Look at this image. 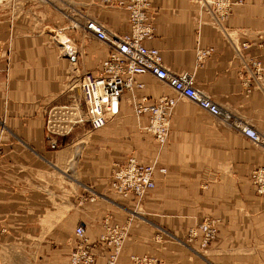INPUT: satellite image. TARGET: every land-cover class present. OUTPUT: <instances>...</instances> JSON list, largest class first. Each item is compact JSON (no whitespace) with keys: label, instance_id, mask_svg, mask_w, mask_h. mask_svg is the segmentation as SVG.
<instances>
[{"label":"crops","instance_id":"1","mask_svg":"<svg viewBox=\"0 0 264 264\" xmlns=\"http://www.w3.org/2000/svg\"><path fill=\"white\" fill-rule=\"evenodd\" d=\"M117 1H0V264H72L76 227L97 239L105 220L129 225L117 264L147 253L162 264H264V192L253 180L264 168V144L152 74L137 76L145 85L137 96L178 99L164 146L146 130L147 117L135 116L131 92L105 128L57 149L47 143L45 110L81 99V77L99 74L110 52L87 22L130 32ZM151 1L154 36L146 45L171 71L194 74L197 89L235 120L264 130V78L251 87L243 79L252 61L264 63V0H241L223 28L198 0ZM199 48L214 50L200 62ZM129 156L159 162L156 186L140 206L111 189L112 167ZM206 217L222 220L220 233L198 252L197 242L183 240Z\"/></svg>","mask_w":264,"mask_h":264},{"label":"built area","instance_id":"2","mask_svg":"<svg viewBox=\"0 0 264 264\" xmlns=\"http://www.w3.org/2000/svg\"><path fill=\"white\" fill-rule=\"evenodd\" d=\"M6 1V0H0ZM201 9L211 16L210 23L223 28L224 22L231 15L234 6L241 0H198ZM128 12L130 32L118 35L95 19L86 24V31L97 40L107 44L109 55L101 62V72L97 75L88 72L81 77V99H74L67 104L53 105L45 110L46 140L52 149L60 147L62 138L70 135L77 127L89 124L92 130L105 128L117 115L121 99L126 92H131V106L135 116L147 117L145 127L153 134L160 146L167 144L170 138L171 116L178 99L161 96L151 100L147 96H137L136 91L144 88V83L137 79L139 75L152 74L158 81L169 85L176 94L197 104L211 115L230 122L240 128L253 142L264 144V130L235 120L229 111L224 110L212 97L200 92L196 87L194 74L173 72L165 66L158 48L148 47L146 41L154 36V20L151 0H119L113 3ZM247 43L243 44L246 47ZM213 48H199L198 60L201 62L210 56ZM70 58L75 59L76 50L66 46ZM244 75L247 86H253L252 80L260 83L264 78V63L252 61ZM158 158L143 164L135 156H129L123 162H116L111 172V189L123 197L134 196L141 202L145 194L156 186ZM166 173V168H159ZM255 182L259 191L264 192V168L254 171ZM91 200H95L92 196ZM104 233L96 242L87 236L84 225L75 229L76 240L73 245L72 264H94L104 259L106 264H117L125 242L129 239V225L112 224L104 221ZM219 232V221L205 218L192 226L186 235L184 244L197 242L199 250H206ZM101 249L97 252L96 249ZM127 264H162L154 255H132Z\"/></svg>","mask_w":264,"mask_h":264},{"label":"rangeland","instance_id":"3","mask_svg":"<svg viewBox=\"0 0 264 264\" xmlns=\"http://www.w3.org/2000/svg\"><path fill=\"white\" fill-rule=\"evenodd\" d=\"M69 45V44H68ZM74 45V44H73ZM72 46V45H71ZM75 48V47H74ZM90 131H96V130H92L91 128H90V126H89V124H85V125H81V126H79V127H77L70 135H68L67 137H64V138H62L63 139V142H62V144H61V146H64L67 142H69V141H73V142H77V141H79L80 139H82V134H84V137H86V136H88V133H90ZM72 139V140H71ZM70 143V142H69ZM257 170V169H256ZM255 171V170H254ZM253 180L255 181V176H254V172H253ZM256 183V182H255ZM257 184V183H256ZM258 190H259V187H258ZM136 199V198H135ZM95 200H96V198H95ZM143 200V199H142ZM142 200H141V202H138V200L136 199V204L138 205V206H140L141 204H142ZM206 218H210V219H216V220H218L219 221V232H218V235H219V233H220V226H221V224H222V220L220 219V218H218V217H206ZM205 219V218H204ZM203 219V220H204ZM202 220V221H203ZM202 221H200V222H202ZM199 222V223H200ZM104 233V232H103ZM103 233H101V234H103ZM129 235H130V233H129ZM218 235H217V237H218ZM87 236L89 237V239L92 241V242H96L98 239H99V237L97 238V239H92L88 234H87ZM101 236V235H100ZM217 237L215 238V240L217 239ZM75 240H76V236H75V238H74V242H73V245H74V243H75ZM214 240V241H215ZM213 241V242H214ZM212 242V243H213ZM126 243V242H125ZM211 243V244H212ZM210 244V245H211ZM125 245V244H124ZM209 245V246H210ZM209 248V247H208ZM208 248L206 249V250H208ZM73 250V249H72ZM206 250H199L198 252H204V251H206ZM96 251L97 252H99V251H101V249H96ZM71 255H72V253H71Z\"/></svg>","mask_w":264,"mask_h":264}]
</instances>
